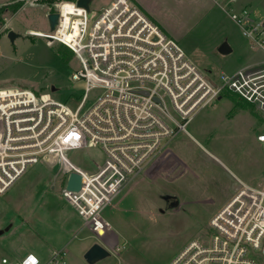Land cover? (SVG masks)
Instances as JSON below:
<instances>
[{
  "label": "built area",
  "instance_id": "obj_1",
  "mask_svg": "<svg viewBox=\"0 0 264 264\" xmlns=\"http://www.w3.org/2000/svg\"><path fill=\"white\" fill-rule=\"evenodd\" d=\"M101 1L89 12L75 0L70 7L60 3L56 28L42 34L48 43L64 45L81 64L72 78L86 86L74 109L32 88L0 89V194L29 165L65 164L69 173L82 175V187L68 190V174L62 195L98 236L107 232L104 212L120 186L140 175L163 141L185 131L198 111L231 92L264 114V56L232 71H203L132 0ZM212 1L264 54V20H255L249 7L236 8L238 0ZM94 88L101 93L84 109ZM257 138L264 145V131ZM86 139L105 154L93 172L81 170L67 155ZM66 254V249L55 250L42 262L27 252L3 256L0 264H66ZM166 264H264V181L260 187H241L210 218L208 237L192 239Z\"/></svg>",
  "mask_w": 264,
  "mask_h": 264
},
{
  "label": "rangeland",
  "instance_id": "obj_2",
  "mask_svg": "<svg viewBox=\"0 0 264 264\" xmlns=\"http://www.w3.org/2000/svg\"><path fill=\"white\" fill-rule=\"evenodd\" d=\"M15 1H23L17 11L0 8V89L32 88L40 95L67 101L74 109L86 86L84 80L72 78L81 64L64 45L48 43L42 36L52 31L48 13L62 2L70 7L74 0H0V7ZM240 1L250 8L255 20H264V0ZM100 2L95 0L91 5L96 8ZM151 2L201 70L219 74L246 63L249 51L241 46V28L212 0ZM30 30L41 32L32 36ZM9 31L17 34L14 40ZM224 41L234 44L232 54L220 52ZM255 56L252 54L250 59ZM100 93L99 88L91 89L84 109ZM230 93L202 109L210 118L198 139L187 130L167 138L148 167L120 186L121 193L104 212L108 226L103 236L94 233L86 222V229L80 227L82 216L63 197L68 166L56 161L29 165L15 185L0 194V260L34 252L47 262L53 251L66 249V264H90L84 254L99 242L111 254L94 264H166L192 239L208 237L210 218L231 197L228 191L235 184L217 158H222L231 170L243 169L252 174L264 164V147L259 160L252 161L244 141L246 134L264 131V114L252 105L237 103V97ZM226 97L235 105L229 111ZM167 103L171 106L168 98ZM224 111L231 117L222 119ZM217 116L222 121H217ZM83 144L67 155L81 170L93 172L105 161V154L101 146H93L87 139ZM167 148H174L177 156L162 158ZM191 187L199 193L189 192ZM200 190L206 200L207 194L210 196V201L201 197ZM160 193L180 194L183 203L168 211Z\"/></svg>",
  "mask_w": 264,
  "mask_h": 264
},
{
  "label": "crops",
  "instance_id": "obj_3",
  "mask_svg": "<svg viewBox=\"0 0 264 264\" xmlns=\"http://www.w3.org/2000/svg\"><path fill=\"white\" fill-rule=\"evenodd\" d=\"M105 3L109 2V0H103ZM135 1L142 9L143 11L149 15L156 23H158L161 28L169 35H171L172 37H174L173 34H171L170 30L168 27H167V22L165 19H163V17L155 10L156 8L153 6L151 0H133ZM243 7H248L246 6L244 3H242V1L238 0L237 4H236V8L240 9V8H243ZM174 33V32H173ZM243 35V34H242ZM244 40L242 41V47L243 48H246L248 51H249V54L248 56L246 57L247 58V61L246 63L242 64V65H245V64H248V63H251L253 61H255L256 59L260 58V57H263L264 54L261 52V50L258 48V47H255L253 46L252 42L246 38L244 35ZM176 38V37H174ZM222 43V42H221ZM181 44V43H180ZM229 44V43H228ZM182 45V44H181ZM229 46L232 48V51L225 54V55H229V54H232L234 52V44H229ZM183 47V46H182ZM184 48V47H183ZM185 49V48H184ZM186 53L188 54V56L191 58L192 55H190V51L189 49L186 50ZM190 54H189V53ZM256 54V56L253 58V59H250L251 55L252 54ZM192 59V58H191ZM242 65H239L237 67H240ZM235 96V95H234ZM224 98V96H223ZM222 97L219 98L218 100H222L223 99ZM227 101L229 102V109L228 111L231 109V105L232 103L230 102V99L229 97H226ZM233 106V105H232ZM235 107V105L233 106V108ZM204 109V108H203ZM228 111L226 113V111H224V117H221L222 119H225V118H230L231 116L228 114ZM217 116V121L221 120V118H219ZM207 118H210V116L208 114H204L202 113V109L200 111H198L194 116L193 118L189 121V123L187 124V134L189 135H192L194 137V139H198L197 137H199L198 135H202L201 133V129H203L204 127V124L206 123V119ZM198 120V121H197ZM190 126V129L188 128ZM255 131V130H254ZM251 132L249 134H246L245 135V147H248V149L250 150V160L252 161H257L259 160V156H260V151L262 150V147H264V145L258 140V133L257 132ZM182 132V131H181ZM171 143V142H170ZM169 143V144H170ZM168 155H171L172 157H176L177 156V152H175L174 148H167L164 152V155L162 156L163 157H166ZM214 155V154H213ZM216 156V155H214ZM217 158V156H216ZM226 168L227 170L230 172V176H232L234 178V186L232 189H230L228 191V195L229 196H233L241 187L243 186H249V187H260L264 181V164L262 167L258 168V170L256 172H254V174L252 173H245V171L243 169H237L235 168L234 170H231L230 166L222 159V158H217ZM162 160V159H161ZM185 163V162H183ZM236 167V166H235ZM187 169H190V168H187L186 167V170ZM67 176V175H66ZM11 189V188H10ZM9 189V190H10ZM189 189V192H191L192 190V194H198L199 191L195 190L193 187L191 188H188ZM229 189V188H228ZM238 189V190H237ZM8 190V191H9ZM209 193V192H208ZM211 193V192H210ZM189 194V193H188ZM191 194V193H190ZM180 195V194H179ZM200 195L201 197H203L202 195V192L200 190ZM228 196V197H229ZM230 197V198H231ZM205 199V197H203ZM229 198V199H230ZM228 199V200H229ZM206 200V199H205ZM227 200V201H228ZM207 201H210V196L207 194ZM165 202V201H164ZM183 203V201H182ZM226 203V202H225ZM224 203V204H225ZM223 204V205H224ZM222 205V206H223ZM220 208V207H219ZM218 210V209H217ZM75 211L78 213V211L75 209ZM216 212V211H215ZM79 214V213H78ZM81 215V214H79ZM82 216V215H81ZM107 219V218H106ZM82 220H83V224L80 226V227H84V223H85V220L82 216ZM108 220V219H107ZM74 229V228H73ZM86 229V228H85Z\"/></svg>",
  "mask_w": 264,
  "mask_h": 264
},
{
  "label": "water",
  "instance_id": "obj_4",
  "mask_svg": "<svg viewBox=\"0 0 264 264\" xmlns=\"http://www.w3.org/2000/svg\"><path fill=\"white\" fill-rule=\"evenodd\" d=\"M93 0H76V4L80 7L86 8L89 12L91 10V3ZM59 13L58 11L48 13V21L50 29L54 30L58 24ZM9 37L14 40L17 34L14 31H9ZM220 52L227 54L232 51V48L229 46L227 41H224L221 46ZM53 90H56L55 86H52ZM68 190L79 191L82 187V175L77 171H71L69 173L68 181L66 184ZM162 193H160V197ZM163 199V198H162ZM166 200L165 209L168 211H173L180 207L182 204V196L179 194H170L167 197H164ZM111 254V251L99 242H94L85 252L84 257L90 263L94 264Z\"/></svg>",
  "mask_w": 264,
  "mask_h": 264
},
{
  "label": "trees",
  "instance_id": "obj_5",
  "mask_svg": "<svg viewBox=\"0 0 264 264\" xmlns=\"http://www.w3.org/2000/svg\"><path fill=\"white\" fill-rule=\"evenodd\" d=\"M23 1H15L13 3H7L3 6H1V10L4 11L7 8H12L13 11H17L18 7L20 6V4H22ZM56 11V10H55ZM54 12V11H53ZM230 95H235L237 97V103H241V104H249L252 105L251 103L245 101L244 99H242L241 97H239L238 95L234 94V93H230ZM253 107H255L254 105H252Z\"/></svg>",
  "mask_w": 264,
  "mask_h": 264
},
{
  "label": "bare ground",
  "instance_id": "obj_6",
  "mask_svg": "<svg viewBox=\"0 0 264 264\" xmlns=\"http://www.w3.org/2000/svg\"><path fill=\"white\" fill-rule=\"evenodd\" d=\"M168 195H170V194L169 193L162 194L161 198L164 199V197H167Z\"/></svg>",
  "mask_w": 264,
  "mask_h": 264
},
{
  "label": "flooded vegetation",
  "instance_id": "obj_7",
  "mask_svg": "<svg viewBox=\"0 0 264 264\" xmlns=\"http://www.w3.org/2000/svg\"><path fill=\"white\" fill-rule=\"evenodd\" d=\"M165 202H166V200H165Z\"/></svg>",
  "mask_w": 264,
  "mask_h": 264
}]
</instances>
